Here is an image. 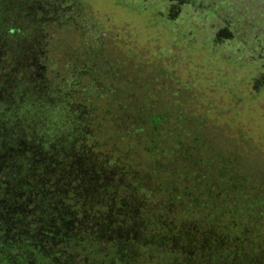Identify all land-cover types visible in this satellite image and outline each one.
<instances>
[{
    "label": "trees",
    "instance_id": "obj_1",
    "mask_svg": "<svg viewBox=\"0 0 264 264\" xmlns=\"http://www.w3.org/2000/svg\"><path fill=\"white\" fill-rule=\"evenodd\" d=\"M79 1L0 0V264H264L263 173L191 155L157 74L100 53L46 79Z\"/></svg>",
    "mask_w": 264,
    "mask_h": 264
},
{
    "label": "rangeland",
    "instance_id": "obj_2",
    "mask_svg": "<svg viewBox=\"0 0 264 264\" xmlns=\"http://www.w3.org/2000/svg\"><path fill=\"white\" fill-rule=\"evenodd\" d=\"M79 3L89 17L65 18L49 35L40 65L46 79L63 74L77 56L86 61L103 53L114 73L130 58L139 64L135 74H157L152 88L160 93L152 97L172 121L177 112L185 119L177 126L200 146L191 155L212 159L209 171L235 164L240 176L258 169L264 181V0Z\"/></svg>",
    "mask_w": 264,
    "mask_h": 264
}]
</instances>
